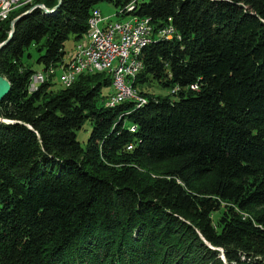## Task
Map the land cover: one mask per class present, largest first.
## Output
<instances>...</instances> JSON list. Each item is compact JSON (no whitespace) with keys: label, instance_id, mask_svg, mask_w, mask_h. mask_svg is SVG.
I'll list each match as a JSON object with an SVG mask.
<instances>
[{"label":"trees","instance_id":"1","mask_svg":"<svg viewBox=\"0 0 264 264\" xmlns=\"http://www.w3.org/2000/svg\"><path fill=\"white\" fill-rule=\"evenodd\" d=\"M100 1L149 19L140 102L104 105V70L67 86L44 73ZM29 6L0 19V40ZM29 47L45 74L33 89ZM0 75V264H264V0L34 7L0 47Z\"/></svg>","mask_w":264,"mask_h":264},{"label":"built area","instance_id":"2","mask_svg":"<svg viewBox=\"0 0 264 264\" xmlns=\"http://www.w3.org/2000/svg\"><path fill=\"white\" fill-rule=\"evenodd\" d=\"M14 1L17 0H0L1 19L4 18V8ZM127 19H134L132 31H125ZM165 30L169 29H161L159 33ZM148 35H152L148 17L124 14L116 19H111L109 15H101L97 7L92 8L90 17H88L85 39L74 42L70 57L60 65L59 81L62 85L67 86L75 79L71 76V72H67V63L68 59H76L75 69H79L80 73L92 72L96 68H106V71L112 76L111 91L105 98L104 105L109 106L115 100L126 98L140 100L141 97H136L135 92H130L131 75H135L139 70L138 57L130 68H121V59L125 51H130L132 46H136L137 38ZM34 74L28 88L36 79L45 77L42 72Z\"/></svg>","mask_w":264,"mask_h":264},{"label":"rangeland","instance_id":"3","mask_svg":"<svg viewBox=\"0 0 264 264\" xmlns=\"http://www.w3.org/2000/svg\"><path fill=\"white\" fill-rule=\"evenodd\" d=\"M96 6L101 10L102 13L105 12V8H110V11H112L111 15H109L111 19H116L118 17V16L114 15V13H113L114 12V6L111 3H108V2H105V1H100V2H98L96 4ZM84 39H85V36L82 38V40H84ZM74 42L75 41H73V39L70 36L67 39H65V41L63 43V47H64V50H65V55L64 56L66 58L70 57ZM27 51L30 52V57H27V56L25 57ZM27 51L24 52V59H26L27 62H30L32 67L35 68V71L33 73H31V77L29 78V82H28V85H29L30 79L32 80L34 75H35L34 73H38V72H42L43 73V70L41 69V66L34 61L38 52L36 50H34L32 47H29L27 49ZM68 60H70V59H68ZM58 67L50 66L47 69L46 72L44 71L45 74H49L50 72H54L53 80L55 81V85L56 86H60L61 85L59 80H58V74H59V71H60V68H58ZM2 77L3 76L0 75V81L1 82H3V80H2L3 78ZM111 85H112V83L110 84V87L106 86V87H103L102 90H101V92L103 94L107 93L106 97L108 96V94L111 91ZM145 89L148 90L149 92H154V93H159V94H164V93L168 92L167 89H165L163 87H159L156 83H153V82L150 83L148 85V87H145ZM105 98L103 99V102H104ZM141 98L145 99L142 95H141ZM89 130H90V123H89L88 119H85L82 122L81 126L75 130V138L80 143L81 146L84 145V143L86 141V138L88 136ZM156 167L162 168V165H158ZM153 173H156V171L153 170Z\"/></svg>","mask_w":264,"mask_h":264},{"label":"bare ground","instance_id":"4","mask_svg":"<svg viewBox=\"0 0 264 264\" xmlns=\"http://www.w3.org/2000/svg\"><path fill=\"white\" fill-rule=\"evenodd\" d=\"M25 4L33 5L34 0H17V1L11 2L8 6H6L4 8V18L7 17L8 13H10L11 10H13L19 6H22V5L24 6ZM128 5H131V3ZM130 9H132V7L128 8V10H130ZM0 19H1V16H0ZM133 29H134V19H127L126 24H125V31H132ZM165 31H169V30H165ZM150 39H151V35H148L147 37H143V38H137L136 39V46H132L130 48V51H125V53L123 54L122 59H121V68H130L131 65L136 61L137 56H138L141 48L145 44L147 45L148 42L150 41ZM138 62H139V69L141 70V63L139 61V58H138ZM75 68H76V59H72L71 61L68 60L67 72H71L72 77H76V75L78 73H80V70L75 69ZM101 70L106 71V68L93 69V71H101ZM134 76L135 75H131L130 92H135V96L140 97V95L138 94V92L136 91V89L134 88L133 83H132L133 79H135ZM111 78H112V76H111ZM41 80L42 79H36L29 89L35 88V86H37L36 84ZM111 83H112V81H111ZM4 86H5V83L0 81V88H3ZM126 99L134 100L133 98H126ZM123 100L125 101V99H123ZM123 100H115L109 106L114 105L115 103H118V102L123 101ZM142 100L143 99L141 98L140 100H135V101L140 102Z\"/></svg>","mask_w":264,"mask_h":264},{"label":"water","instance_id":"5","mask_svg":"<svg viewBox=\"0 0 264 264\" xmlns=\"http://www.w3.org/2000/svg\"><path fill=\"white\" fill-rule=\"evenodd\" d=\"M59 3H60V0H57L56 1V3L54 4V5H52L51 7H46L44 4H42V3H37V4H33L32 6H29L27 9H25L23 12H21V13H19V14H17V15H15L13 18H11L10 19V21H9V27H8V32H7V35L2 39V40H0V47L3 45V44H5L8 40H9V38H10V36H11V34H12V32H13V24H14V22L22 15V14H24V13H26V12H28L30 9H32V8H34V7H39V8H41L42 10H43V12H45V13H52L56 8H57V6L59 5ZM3 79V82L5 83V86L3 87V88H0V97H1V95L7 90V88H8V82H7V80L4 78V77H2Z\"/></svg>","mask_w":264,"mask_h":264},{"label":"crops","instance_id":"6","mask_svg":"<svg viewBox=\"0 0 264 264\" xmlns=\"http://www.w3.org/2000/svg\"><path fill=\"white\" fill-rule=\"evenodd\" d=\"M97 7V6H96ZM98 8V7H97ZM98 10L100 11V14L103 16H107V15H111L112 11H110V8H105V12L102 13L101 10L98 8ZM114 13V12H113Z\"/></svg>","mask_w":264,"mask_h":264}]
</instances>
